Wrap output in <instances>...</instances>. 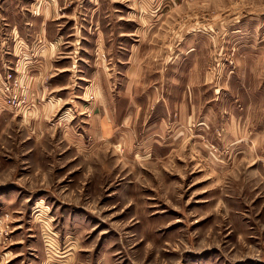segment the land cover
Returning <instances> with one entry per match:
<instances>
[{
    "label": "rangeland",
    "instance_id": "374dc122",
    "mask_svg": "<svg viewBox=\"0 0 264 264\" xmlns=\"http://www.w3.org/2000/svg\"><path fill=\"white\" fill-rule=\"evenodd\" d=\"M33 3L32 16L56 8L61 50L44 86L68 100L42 115L23 79L24 102L0 113V259L264 264V0ZM6 52L0 81L37 56ZM103 94L110 139L89 133Z\"/></svg>",
    "mask_w": 264,
    "mask_h": 264
},
{
    "label": "crops",
    "instance_id": "0c3cea01",
    "mask_svg": "<svg viewBox=\"0 0 264 264\" xmlns=\"http://www.w3.org/2000/svg\"><path fill=\"white\" fill-rule=\"evenodd\" d=\"M35 1L33 3V0H0V34L1 29L4 30L5 34L3 41L2 38H0V50H2V46L6 44L12 52H6L4 55L10 54L11 56H6V58L13 59V54L16 55L17 53V56H20L21 50L23 51V54H27V51L33 52L37 49L36 58L24 61L23 64H20L17 68V72L23 75L24 82L27 86V93L31 92L29 95L30 98H28L29 105L34 103V106H36V104L39 103V100H44L43 106L46 110L43 107L42 115H50L55 108L58 107L61 100H68L66 97H63L53 102L49 98L50 94L48 93L46 95V92H50L52 90L51 86H44V84L46 85L47 83V79L49 80V77H52V71L56 69L53 64L57 54H59L61 50L62 35L57 33L54 35L51 34V24L57 21L58 18L55 6L38 3L39 14L37 16H32L28 11L29 7H31L30 4H35ZM33 4L32 7L34 6ZM58 71L61 73L62 71H67V69L59 68ZM92 74V79L89 78L88 80H92L93 88L98 93V91L100 92V90L104 89V86L102 87L100 85L101 76H98L99 72L96 70H92ZM54 75H56V73ZM90 86L91 84L89 87ZM60 89H66V86H60ZM251 91L253 90L250 89L247 92ZM44 95L46 98H42ZM25 97V101H27V96ZM226 97H232V100L235 103L238 104V102H240L241 105H245L246 94H229L228 92H225L221 94L220 99H224ZM115 106L116 105L113 104L112 101L110 102V99L106 94L101 95V101L99 104H96L89 121V133L93 138L110 139L115 137V123L117 118ZM81 108L83 109V106H81ZM38 109H40L41 114L42 103ZM82 109L75 106L73 111L74 113L78 112V115H80L84 114L86 111ZM235 116V118L233 117L234 122L231 124H233V126L235 124L236 132L234 135L236 137L238 133L237 125L239 122L240 125L241 121L239 116ZM0 264H13V262L11 260L6 262L2 258L0 259Z\"/></svg>",
    "mask_w": 264,
    "mask_h": 264
},
{
    "label": "built area",
    "instance_id": "2783aa9c",
    "mask_svg": "<svg viewBox=\"0 0 264 264\" xmlns=\"http://www.w3.org/2000/svg\"><path fill=\"white\" fill-rule=\"evenodd\" d=\"M22 61L23 59L18 58L15 64L16 69L14 70V74L7 72L0 81V94L2 96L0 100V113L5 106H17L24 102L21 100V96L16 93V91L25 89V85L22 83L23 75L17 72V68Z\"/></svg>",
    "mask_w": 264,
    "mask_h": 264
}]
</instances>
